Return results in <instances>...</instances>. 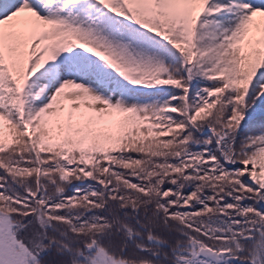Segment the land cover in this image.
Wrapping results in <instances>:
<instances>
[{
	"label": "snow or ice",
	"instance_id": "snow-or-ice-1",
	"mask_svg": "<svg viewBox=\"0 0 264 264\" xmlns=\"http://www.w3.org/2000/svg\"><path fill=\"white\" fill-rule=\"evenodd\" d=\"M0 264H264V0H0Z\"/></svg>",
	"mask_w": 264,
	"mask_h": 264
}]
</instances>
